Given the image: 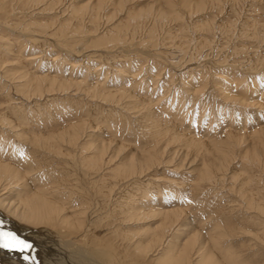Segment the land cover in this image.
I'll use <instances>...</instances> for the list:
<instances>
[{"label": "rangeland", "instance_id": "rangeland-1", "mask_svg": "<svg viewBox=\"0 0 264 264\" xmlns=\"http://www.w3.org/2000/svg\"><path fill=\"white\" fill-rule=\"evenodd\" d=\"M205 1L0 0L4 223L99 264H171L185 248L178 264H198L193 236L224 264H264V0ZM148 10L169 16L134 18ZM150 152L151 168L124 169ZM40 188L68 222L23 218Z\"/></svg>", "mask_w": 264, "mask_h": 264}, {"label": "bare ground", "instance_id": "bare-ground-1", "mask_svg": "<svg viewBox=\"0 0 264 264\" xmlns=\"http://www.w3.org/2000/svg\"><path fill=\"white\" fill-rule=\"evenodd\" d=\"M206 3L207 2L205 0H203V3L201 2L199 4V7L203 8ZM100 7H102L101 4L97 8H100ZM157 14H158L157 12L155 13V12H152L151 10H148L145 13L140 12V14L135 15L134 18L135 19L136 18L137 19L138 18L144 19L145 17H148V16L150 17L152 15H157ZM158 15H160L161 19H165V18H167V16H169V13L167 14L165 12H162ZM118 37H120V36L118 35ZM119 40H120V38H119ZM35 57H36V55H35ZM31 58H32V56H31ZM38 80L40 82L39 83L40 85H38L36 87L35 91L41 92V90L43 88L42 83L44 81V77H42V78L40 77ZM72 85H73L72 83L61 84L60 87H61V89H63L65 91V89H69V87ZM81 126L82 125H80V124L76 125V127H75L76 129L74 130L76 132V134H78L81 131V129H82ZM261 136H264V131L261 132ZM48 141L49 140H47V141L45 140L44 142H48ZM49 143L50 142H48V145H49ZM254 150H255V155H256V154H258V152L264 151V146L259 147L257 145H254ZM232 154H233L232 150L224 149V150L220 151V155L218 158L219 159V168H220V166H223V168H224L230 164V161L232 160ZM157 155L158 154H156V153L150 152V153L144 155L145 157H142L141 159L133 157V158H131L130 163L128 165H126V167H124V169L127 172H130V174H135L138 171L144 170L145 168L149 169L157 162V160H158ZM12 173H13V169L7 163L6 164H4V163L2 164V162L0 163V188H1V186L4 185L3 183L10 181L9 178L12 175ZM46 189L47 188H40L39 192L34 193V195L31 199H29L26 202L24 201L25 203L22 204V207L24 209L23 208H22L23 210L20 209L19 213L21 212L24 219H29V220H31V219L40 220L41 219V220L46 221L50 217H58V218L62 219L63 222H68L69 217L65 218V215H64V213L66 212L64 205H62L59 201H56V200L52 201L51 195H53L54 193H53L52 189H50V188H48L47 190ZM3 201H2V203H3ZM20 204H18V205H20ZM9 209H10V207H9ZM13 209H15V208H13ZM16 211H18V210L16 209ZM83 212H85V211H83ZM164 213H165L164 215L166 216V220H167L165 225L173 224V222L178 220V218L180 217L179 216L180 213L175 211V210L170 211V212L168 211L167 213L164 212ZM3 217H4V215L0 214V228L4 229V231L7 233L13 234L19 240H22L19 237L23 238V240L26 239L24 242L30 244L32 247L24 249L23 251H21L19 247H13V248L3 247L2 248L3 251L1 253L2 256H0L3 258L0 261L1 264H99L94 259V257L92 256V254H91L92 250L90 251L86 247H84V246H82L76 242H73L72 240L63 239L62 237H60L58 235L49 236L48 232L46 230H42V231H45L46 233H44V232L39 233V232L33 231V230L28 228V229H25V230H28V234H26V233L21 234V233H19L21 229L18 228L21 225H17L14 223L11 225H8V224L4 223ZM32 236H34L35 240L39 241L37 244L33 243V241L31 242L30 237H32ZM198 238H199L198 236L197 237L193 236L191 238L192 240L190 239L192 246H195V247H193L195 250V254H198V256H199V261H198L199 263L198 264H224L213 253L209 252V249L206 246L207 243H204L205 239H204V241L203 240L201 241L200 239L198 241L197 240ZM4 239L5 238L3 237V235H1L0 241L2 240L3 241L2 243H4ZM159 241H161V240L159 239ZM29 242H31V243H29ZM214 242L217 243L218 239L214 238ZM185 249H183L180 252L179 257L176 259V261L172 262L171 264H178L180 261H184V260L189 261L191 253L188 255V253H187L188 251H186ZM94 253H96V251H94ZM4 257L6 259H4ZM111 259H113V258H111ZM110 264H112V263H110ZM226 264H234V263H233V261L232 262L227 261Z\"/></svg>", "mask_w": 264, "mask_h": 264}, {"label": "snow or ice", "instance_id": "snow-or-ice-1", "mask_svg": "<svg viewBox=\"0 0 264 264\" xmlns=\"http://www.w3.org/2000/svg\"><path fill=\"white\" fill-rule=\"evenodd\" d=\"M0 235H3L4 239V243H3V247L6 248H13V247H19L21 251H23L24 249L30 248L31 245L19 240L17 237H15L13 234L11 233H2Z\"/></svg>", "mask_w": 264, "mask_h": 264}]
</instances>
